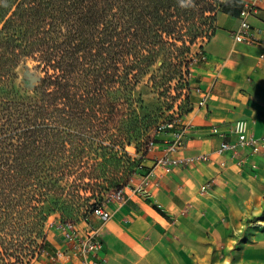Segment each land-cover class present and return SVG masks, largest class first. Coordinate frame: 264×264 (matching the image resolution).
<instances>
[{
  "label": "trees",
  "instance_id": "1",
  "mask_svg": "<svg viewBox=\"0 0 264 264\" xmlns=\"http://www.w3.org/2000/svg\"><path fill=\"white\" fill-rule=\"evenodd\" d=\"M243 6L241 0H0V264L52 251L46 224L56 213L78 223V181L96 185L112 173L110 187L92 195L94 214L105 203L103 191H124L136 174L153 170L145 164L149 144L164 140L151 139L160 116L136 96L141 77L159 62L182 68L174 74L181 79L191 76L194 46L215 34L218 12L239 16ZM26 58L38 62L43 77L23 96L16 69ZM132 145L141 158L129 154Z\"/></svg>",
  "mask_w": 264,
  "mask_h": 264
},
{
  "label": "crops",
  "instance_id": "2",
  "mask_svg": "<svg viewBox=\"0 0 264 264\" xmlns=\"http://www.w3.org/2000/svg\"><path fill=\"white\" fill-rule=\"evenodd\" d=\"M256 1L251 23L258 43L234 42L239 16L219 11L216 32L204 44L208 61L192 69L195 87L209 89L212 98L205 107L196 102L182 118L185 146L173 158L210 154V160L167 172L156 165L167 155L166 145L159 143L145 162L153 175L134 176V186L144 184L146 192L126 187L128 201L108 204V222L90 219V226L100 229L103 249L85 264H264V155L251 159L257 165L253 169L248 150L217 154L222 139L212 132V126L227 130L235 121L248 120L252 134L264 137V0ZM173 133L160 138L171 140ZM210 181L211 190L202 193ZM78 226L87 228L83 222ZM47 243L52 251L41 252L33 264H51L48 251L67 249L54 230L47 233ZM65 264L83 263L72 258Z\"/></svg>",
  "mask_w": 264,
  "mask_h": 264
},
{
  "label": "built area",
  "instance_id": "3",
  "mask_svg": "<svg viewBox=\"0 0 264 264\" xmlns=\"http://www.w3.org/2000/svg\"><path fill=\"white\" fill-rule=\"evenodd\" d=\"M244 6L239 15L240 25L238 29L233 33V39L236 43H243L248 45H255L258 43L257 33L254 29L251 18L257 14L258 5L256 0H244ZM194 63L207 62L208 55L204 48H198L194 54ZM194 95L197 97V104L199 107H205L210 102L212 95L209 89L202 86H197L193 90ZM195 102V103H196ZM180 122L177 120L163 124L157 132L156 137H160L161 134L174 131L173 139L164 140L163 144L166 145L167 155L163 158L157 159L156 165H162L167 172H170L172 168L176 166L188 165L195 161H208L211 158L210 154H201L191 158H173V154L180 151L185 146V131L179 127ZM212 132L214 135L219 136L222 139L221 145L217 150V154L225 155L232 153L238 155L243 149L248 150V157L250 158V166L255 169L257 167L255 162L251 159L264 155V137L257 138L251 132V122L248 120H238L228 126L227 130H221L218 126H212ZM158 147V143L151 141L149 144L150 152ZM245 159L240 161V165H245ZM153 175V170L147 174ZM134 178L131 180L129 186L134 192H146L144 184L141 186H134ZM213 182H207L201 187V192L206 193L211 190ZM110 199L119 200L122 202L128 201V196L124 191H115L110 194ZM109 199V200H110ZM102 224H105L112 218V212L103 205L94 212ZM83 223L86 224V229L81 230L77 223L64 222L61 217L58 216L55 219L49 218L46 224V232L54 230L61 234L65 244L66 250H57L53 253L48 251L49 260L51 264H65L71 263V259L75 258L85 264L90 257L98 254L103 249V242L100 235L99 228H93L90 226L91 221L89 218L83 219ZM47 251L43 249L41 252ZM40 252V253H41ZM106 261V259H103ZM33 264V263H30Z\"/></svg>",
  "mask_w": 264,
  "mask_h": 264
},
{
  "label": "rangeland",
  "instance_id": "4",
  "mask_svg": "<svg viewBox=\"0 0 264 264\" xmlns=\"http://www.w3.org/2000/svg\"><path fill=\"white\" fill-rule=\"evenodd\" d=\"M205 43V40L200 39L194 46L193 53L195 54L201 46L204 48ZM201 63L203 62H198L197 64L194 63L193 68H196ZM160 65L161 62H159L154 68H151L147 76L141 77L136 92V96H140L145 101L147 110L160 116L158 124L151 133V139L155 138V135L159 132L160 127L163 124L175 120L181 122L182 118L193 110L197 98L193 93L195 82L192 80V75L181 79L178 75L175 76L174 74L182 68H159ZM16 73L18 75L16 87L18 92L23 96L31 95L43 77V72L41 71L38 62L31 58L23 59L17 67ZM168 78L169 80H167ZM139 106L140 104L135 105L136 108ZM160 109H162V113ZM178 126L177 129H180V125ZM160 136H162V134ZM127 150L135 159H139L142 156L141 153H137V148L134 145L128 146ZM121 155L122 153L120 152V156ZM92 158L95 159L96 157L93 156ZM91 161L94 162V160ZM120 164L123 163L120 162ZM111 174L109 175L110 179L103 178L95 181L94 183L96 185H93L89 178L86 179L84 183L90 182L93 186L88 187V190L81 189L84 186V183L78 181L77 186L79 185L80 189L76 191V195L78 194L80 198L76 199L77 208L79 209V213L77 214L79 220L77 224L82 222L85 214L89 215L91 220L97 218L92 214L90 206L98 202V199L92 198V195L95 190L102 192L101 190H103V188L110 187V181H112ZM121 177L122 178L120 179L123 182L125 180V175ZM112 190H114V187L103 191L105 193L104 205H106L107 208L108 204L112 201L109 195ZM58 216H61V214H53L50 218L55 219ZM34 260L35 258L32 259L28 257L21 263H18L16 259H12L8 261V264H30L33 263Z\"/></svg>",
  "mask_w": 264,
  "mask_h": 264
}]
</instances>
